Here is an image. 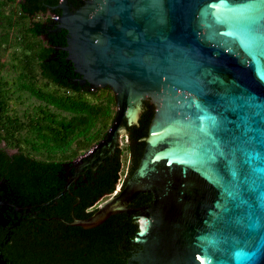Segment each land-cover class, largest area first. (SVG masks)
<instances>
[{"label": "water", "instance_id": "95a60500", "mask_svg": "<svg viewBox=\"0 0 264 264\" xmlns=\"http://www.w3.org/2000/svg\"><path fill=\"white\" fill-rule=\"evenodd\" d=\"M57 1L74 84L115 96L88 155L153 106L138 165L68 224L95 227L147 191L135 264H264V0Z\"/></svg>", "mask_w": 264, "mask_h": 264}, {"label": "trees", "instance_id": "16d2710c", "mask_svg": "<svg viewBox=\"0 0 264 264\" xmlns=\"http://www.w3.org/2000/svg\"><path fill=\"white\" fill-rule=\"evenodd\" d=\"M8 1L13 3V7L9 8V14L4 15L2 9ZM68 1L74 7L82 4L81 0ZM57 3V0H20L14 4V0H0V67L3 64L1 51L12 46L13 60L17 62L11 66L18 71V79L12 81L13 85H19L46 104L55 106L60 113L40 106L37 112L25 114L26 121H20L7 102L12 94L8 92L9 87L3 86L8 81L0 76V175L6 174L22 204L41 203L62 189L63 181L57 176V170L61 168L59 161L70 155L54 152L63 151L71 144L81 151L88 150L91 142L105 134L115 115L112 114L114 97L96 102L90 85L74 86L69 81L73 70L65 60L66 52L60 48L65 45V31L53 30L56 21L31 20L35 13L47 10L59 14L58 8L53 9ZM5 27L16 29L15 33H2ZM3 43L8 45L2 47ZM38 75L45 79L42 85L38 84ZM48 83L53 87L48 88ZM152 115L153 106L146 103L137 123L127 126V149L131 159L129 175L142 155ZM33 141H39L38 145L54 152L44 153L43 158L35 157L21 146L22 142H31L33 151L38 152L39 148ZM6 147L17 150L9 155ZM120 151L108 156L97 175L72 195H60L55 201L40 207L37 216L21 221V229L13 238L16 239L13 249L16 264L136 263L135 258L142 245L133 243L138 225L133 221V214L128 213V207L92 228L68 224L73 216H89L99 201L113 192L120 181ZM152 197L150 192H139L134 197L135 205L138 209L146 208ZM31 219L34 223L29 222ZM132 245L137 247V252L126 250ZM125 254L129 255V261Z\"/></svg>", "mask_w": 264, "mask_h": 264}, {"label": "flooded vegetation", "instance_id": "af4514ba", "mask_svg": "<svg viewBox=\"0 0 264 264\" xmlns=\"http://www.w3.org/2000/svg\"><path fill=\"white\" fill-rule=\"evenodd\" d=\"M78 78H79L78 75L73 74L72 77H69V81L72 83V85L79 86L78 84H74V82H76ZM87 85L89 84L85 83L80 87H85ZM90 87L94 91L93 96L97 95V92L102 91V89H109L112 92V90L107 86L95 88L90 85ZM112 97H114L115 100V96L113 92H112ZM146 103L148 102L144 101L143 110L145 109ZM123 125L126 126V121H123ZM108 128L109 127H107V129L105 130V134L101 135L100 138L97 139V142L94 145H96L98 141L106 138V133ZM119 132H117L115 137L111 139L108 144L97 149L91 155H88V153L89 150L92 149L94 145L91 146V148H89L84 154H80V155H77V151H75L74 149L73 152H75V154H73L72 152L70 157L59 161L61 164V168L57 170V176L60 179H62L63 188L58 190L57 193L49 200L43 201L41 203L38 204L20 203L16 193L13 192L9 178L6 176V174L0 175V264H16L13 261V249H15L16 247L15 245L16 239L13 238L14 235L17 234L18 231H20L21 229L20 228L21 221H23L28 217L30 218L32 216L34 217L37 216V213L40 211V207L44 205H48L51 201H55L62 194L68 193L69 195H72L77 190L78 187L83 186L85 183L88 182L89 179L95 177L97 175L98 169L104 163V160L108 156H111L114 153H116L118 150H120V147H118V143H117V137L119 135ZM16 150L17 148L15 147H6V151L9 155H13V153H15ZM56 158L60 160L59 157ZM128 177H129V173L127 172L123 180L126 181ZM116 188L117 187H115L113 192L116 190ZM57 194H59V196L54 198ZM102 200L103 199H101L99 203ZM149 202L150 201H148V204ZM127 207H128V213L133 214L132 217L133 221H135L137 225L139 223V220L141 219L140 221V226H141L142 220H144L143 219L144 214L142 209H144L145 207L138 209V206L135 205L134 198ZM31 221L34 223V219L29 220V222ZM126 250L131 253H135L137 252L138 249L137 247L135 248V246L132 245L130 248H127ZM125 258H127V260L129 261V255L125 254Z\"/></svg>", "mask_w": 264, "mask_h": 264}, {"label": "rangeland", "instance_id": "374dc122", "mask_svg": "<svg viewBox=\"0 0 264 264\" xmlns=\"http://www.w3.org/2000/svg\"><path fill=\"white\" fill-rule=\"evenodd\" d=\"M13 7V3H11V1H8L6 6H3V13L4 15L9 14V8ZM16 29H11V28H3L1 31L2 33L4 32H9L11 34L15 33ZM9 43V41H8ZM8 43H3L2 47L7 46ZM13 47H7L5 48V50L1 51V59H2V66L0 67V76H2L3 80H7V84H5L3 87H5L6 89H8L7 87H9L8 92L11 95V99H8V105L10 103L11 107H12V111L16 113V116L18 117V119L20 121H26V117L25 114L26 113H33V112H37L38 108L40 106L49 109V111H53L56 114H60L58 112V110L55 109V106L53 105H48L45 102H43L42 100H40L38 97H36L33 94H30L28 91L23 90L21 88H19V85H13L14 80L18 79V71L13 69V67L11 66L13 64V62H17V60H13ZM18 54V53H17ZM38 84L42 85L45 82V79L42 78L40 75H38ZM53 84L48 83V88H52ZM55 88V87H54ZM61 91H64L66 94H68V91H65L64 89H60ZM15 91V92H12ZM94 101H98V102H104L106 99H112V92L109 89H102V91H98L97 95H95ZM10 107V108H11ZM116 110V104L112 103V114L114 115V112ZM11 111V110H10ZM61 114H63L61 112ZM112 121V120H111ZM110 121V122H111ZM111 124V123H109ZM109 127V125H108ZM23 132V131H21ZM127 133V135H126ZM126 133H120L119 134V146L120 147V157H121V172H120V181L117 183L116 187H119L121 184V181L124 179L125 174L128 172L130 165H131V159H130V154L128 153V149H127V145L129 143V139H128V131ZM39 141L36 142H32L33 144L37 145L39 148L38 152H34L32 147H31V142H22L21 146L26 149L27 151H30L32 155H34L37 158H43L44 157V153H53L54 151L50 152L49 148H47L46 146H40L38 145ZM97 140L91 142V145H93L94 143H96ZM77 151V155L82 154L83 152H85L84 150H79V148H77L74 144L69 145V147L63 151H59V152H54L55 154L58 153H64L67 155H71V153L74 151ZM114 193V192H113ZM106 198H108V196H106L103 200H105ZM140 221L138 223V227H140Z\"/></svg>", "mask_w": 264, "mask_h": 264}, {"label": "built area", "instance_id": "2783aa9c", "mask_svg": "<svg viewBox=\"0 0 264 264\" xmlns=\"http://www.w3.org/2000/svg\"><path fill=\"white\" fill-rule=\"evenodd\" d=\"M20 0H14V4L18 3ZM19 14V12H18ZM52 18V15L49 13V11L44 12H38L31 16L32 21H46L50 20Z\"/></svg>", "mask_w": 264, "mask_h": 264}, {"label": "bare ground", "instance_id": "6f19581e", "mask_svg": "<svg viewBox=\"0 0 264 264\" xmlns=\"http://www.w3.org/2000/svg\"><path fill=\"white\" fill-rule=\"evenodd\" d=\"M146 224V221H144V220H142V224H141V230L143 231L144 230V228H145V224Z\"/></svg>", "mask_w": 264, "mask_h": 264}]
</instances>
